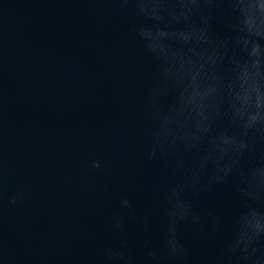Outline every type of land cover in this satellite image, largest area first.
<instances>
[{"label":"water","instance_id":"obj_1","mask_svg":"<svg viewBox=\"0 0 264 264\" xmlns=\"http://www.w3.org/2000/svg\"><path fill=\"white\" fill-rule=\"evenodd\" d=\"M212 15V30L228 35L226 6ZM141 22L121 0H0V264H98L103 246L119 243L112 219L125 197L153 215L151 239L162 246L157 193L173 177L146 154L151 61L132 32ZM197 87L193 75V105ZM241 180L264 185V167L243 158L235 177L193 198L202 225L211 211L222 228L208 240L184 223L183 264L218 256L232 217L256 206L236 200ZM124 238L138 253L144 229L132 222Z\"/></svg>","mask_w":264,"mask_h":264},{"label":"clouds","instance_id":"obj_2","mask_svg":"<svg viewBox=\"0 0 264 264\" xmlns=\"http://www.w3.org/2000/svg\"><path fill=\"white\" fill-rule=\"evenodd\" d=\"M121 3L132 4L142 18L132 32L151 61L144 94L150 116L147 158L166 162L173 179L157 193L165 213L162 246L151 239L153 215L125 197L122 213L112 219L119 243H106L98 264H183L189 256L180 237L184 223L208 240H215L222 228V218L211 211L207 227L202 225L193 198L235 177L243 158L264 167V0ZM225 6L228 35L220 36L211 28L212 13ZM193 75L200 93L195 105L189 102ZM221 118L223 129L217 126ZM92 167L100 169L102 162L95 160ZM23 195L16 193L10 202ZM235 198L256 206L232 217L231 238L205 264H264V185L241 180ZM132 222L144 229L138 253L124 238Z\"/></svg>","mask_w":264,"mask_h":264}]
</instances>
